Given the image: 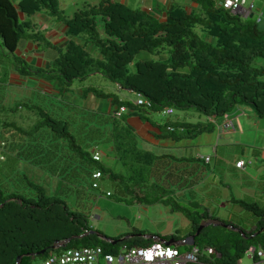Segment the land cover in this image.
<instances>
[{
	"label": "trees",
	"instance_id": "16d2710c",
	"mask_svg": "<svg viewBox=\"0 0 264 264\" xmlns=\"http://www.w3.org/2000/svg\"><path fill=\"white\" fill-rule=\"evenodd\" d=\"M192 2L195 5L190 9L171 2L161 18L116 0H99L70 16L62 13L58 0H0V48L14 53L20 39L38 41L42 34L29 16L46 11L64 22L65 45L58 48V55L47 68L31 69L20 58V66L16 67L23 75L39 72L57 80L60 94L68 91L75 80L100 75L118 90L140 93L148 104L138 106L114 91H103L91 84L85 88L86 93L110 98L116 107L140 108L145 116L176 108L193 109L210 118L223 115L236 105L250 106L264 116V25L255 16L235 14L213 0ZM42 41L46 39L43 37ZM140 53L152 57L137 58ZM57 107L54 103L44 107L30 98L28 103L10 108L20 111L18 118L26 114L30 126L0 119V264H15L17 256H23L19 264H34L35 256L24 255L50 249L56 241L72 236L63 248L101 246L105 252L113 253L122 244L142 247L154 242L140 236L111 245L95 234L77 237L92 230L86 216L69 207L63 198L48 195L26 175H20L16 171L19 160H29L54 174L94 167L101 179L119 182L130 203H162L171 211L183 213L191 226L187 236L202 222L221 221L196 200L187 201L186 205L175 200L170 180L180 184V168L174 167L172 156L139 147L124 115L115 118L113 111L92 112L69 102H65V107ZM210 121H167L166 125L171 124L173 130L166 127V132L174 138L193 135L209 129ZM179 128L183 131L178 132ZM86 129L90 130L84 132ZM97 138L111 143L116 163H120L118 168L100 164L88 151L96 145L93 141ZM70 176L76 179L77 173ZM235 201L256 210L258 220L254 227L245 230L222 221L241 229L243 236L230 227L208 225L192 245L183 242V248L178 247L181 252L197 250V261L187 264H238L249 246L264 243V229L250 237L264 228V210L240 199ZM158 236L178 239L175 235ZM120 237L123 236L113 239ZM207 248L214 253H208ZM47 255L46 250L38 256L44 259Z\"/></svg>",
	"mask_w": 264,
	"mask_h": 264
},
{
	"label": "rangeland",
	"instance_id": "374dc122",
	"mask_svg": "<svg viewBox=\"0 0 264 264\" xmlns=\"http://www.w3.org/2000/svg\"><path fill=\"white\" fill-rule=\"evenodd\" d=\"M84 1L91 2L92 0H76L75 2L72 0H58L60 8L63 9L66 15L72 14L75 7L81 6ZM213 1L216 4L219 3V0ZM246 1L247 3L245 4V7H248L250 2H254L253 11L257 13V6H259L260 0ZM260 25L263 26L264 24L261 23ZM42 47L43 45L40 46V51L43 50ZM52 52L54 54L56 53L53 50ZM136 57H152V55L149 53H140ZM19 62L20 61L18 59H13V53L9 52L4 47L0 48V119L15 120L20 125L30 126L31 122H28L25 119L27 115L23 114L21 118H18L17 116H19L18 113L20 111L18 110V112H14L10 110L11 106L18 103H28V99L31 98L32 102L46 107L48 106V103H50V99L47 101L48 98L46 99V95H43L42 93L39 94L40 92H33L30 94L28 86L24 85L18 78H15V76L12 75L13 73L11 74V71L15 70V65L20 66ZM27 67L37 69L38 65L28 64ZM38 73L39 72H37V74ZM35 76H37V81H39L40 76ZM87 78L83 81L75 80L71 88L76 90L77 86L82 87V83L84 86L91 84L103 91H114L123 99L134 101L136 98V94L134 92L130 90H118L110 80L100 75H92ZM21 79H24L27 82V78ZM42 79L49 83V85L54 83L57 84V82L53 79ZM58 94L57 96L61 99L62 94ZM106 99L107 98L104 99V110H107ZM54 102L55 101H53V103ZM140 110L141 109L139 108L138 111ZM22 111L26 112L25 107H23ZM146 114L151 117V119H154L159 123L166 122L167 120H178L188 123L206 122L209 120V117L205 114L199 113L193 109L183 110L175 108L171 114L163 111ZM224 115L225 114L215 117L213 116V124L216 127H219V124L223 122ZM87 130L90 129H86L84 132ZM263 133V130L257 131L250 129L244 132L243 138L248 144L254 145L258 149L260 147H264L262 145L264 142ZM200 137L202 136L197 135L192 138ZM93 142L96 145L88 148V151L91 152L92 148H95L98 151L100 156L99 163L112 168H118L120 163H118V165L116 163L117 160L113 156L111 143L106 140L103 141L99 138ZM136 144L139 147H141V145L146 146V144L140 139H136ZM154 146L155 145H151V147ZM156 149L157 148H155V151H157ZM158 151L159 152L157 153H161L164 150L163 148H160ZM233 153L235 154L233 150H230L225 151V155L221 154L224 161L222 162L223 164L221 165L219 176L214 178V182L217 183V186L214 185V187L219 189L218 192L216 191L206 194V192H204L206 191L204 188L205 186H203L205 183L202 182L198 183L196 187L184 189L183 179L180 181V184L178 183L173 185L172 189L174 188V198L176 201L186 205L187 201L196 200L208 207L210 212L217 215L221 221L230 222L233 225L241 227L245 230H250L254 227L258 220V214L255 212L256 210L246 209L233 199H240L248 204L256 205L259 210L263 211L264 170H256L252 166L247 167L246 164L244 166L245 168H240L245 169L243 173L236 170L233 164L234 160H231ZM208 154L212 155L213 152L209 151ZM245 157H251L255 165L260 164L259 156L256 158L255 156H249L246 154ZM18 162L16 171L20 175H26L35 183L40 184L48 195H57L63 198L69 207L79 209L86 216L87 223L92 230L105 234L110 238L118 235V232L116 231L117 229L126 230L129 228V230L134 229L138 232L143 231L144 234L147 235H175L178 237L177 240L180 241L181 238L183 236H187L188 232L191 230L189 219L179 211H171L165 204L130 203L129 195L126 194L122 185L117 181H112L108 178H100L98 179L100 183L99 187H92L94 179L91 178V174L97 170L94 169V167L87 168L86 170L88 172L86 170L69 171L67 169V171L54 174L52 171L40 168L38 165L30 162L29 160H19ZM229 163H231V166ZM75 172L77 173V178L73 179L70 175L76 174ZM67 177L70 179H67ZM207 189L211 190L210 192L213 190L210 185H208ZM106 192H109V195H106ZM178 247L182 249L183 244L178 245ZM62 248L63 247H59L57 249H47V254L61 251ZM201 251L203 253L206 252L204 247H201ZM40 261V256L35 255V257H33L34 264ZM238 264H252V259L248 257L247 254H244L238 260Z\"/></svg>",
	"mask_w": 264,
	"mask_h": 264
},
{
	"label": "crops",
	"instance_id": "0c3cea01",
	"mask_svg": "<svg viewBox=\"0 0 264 264\" xmlns=\"http://www.w3.org/2000/svg\"><path fill=\"white\" fill-rule=\"evenodd\" d=\"M18 1L19 0H16V2ZM72 1L75 2L76 0ZM116 1L123 2L131 6L132 8L144 10L150 13L151 15L161 18L164 17L167 7L170 5L171 2H178L184 4L189 9L191 6L195 5L192 0ZM98 2L99 0H92L91 2L84 1L81 6L75 7V9L72 11V14L80 8H84L89 4H96ZM246 3L247 1L245 2V4ZM245 4L242 5L240 9H238L239 13L242 14L244 17L248 15H252V17L255 16L256 21L257 18H259V21L257 22L264 24V0H260L259 6H257V13L253 11V1L250 2L248 7H245ZM61 10L63 11L62 8ZM62 13L65 14L64 11ZM20 15L23 16V14ZM29 19L35 24L36 29L40 31L42 36L39 38L40 40L38 39V41L33 40V38L20 39L17 50L13 53V59L16 60L17 58H20L28 64H37L38 67L46 66L47 68L49 63L58 55V48H62L65 45L64 43L67 41V37L65 36L66 26L64 22H62L60 19H56L51 14H48L46 11H39L37 13H34L29 16ZM43 37L44 39H46L45 42L42 41ZM79 40L82 39L79 38ZM48 42L50 44H48ZM41 45H43V50L40 51L39 48ZM52 50L56 53L54 54ZM91 51L95 53L94 49L92 48ZM11 74L14 75L15 78H18L20 81H22L24 85L28 86L30 94L33 92H40L39 94L42 93L43 95H46V99L48 98L47 101L50 99L51 104H53V101H55L54 105L56 109H58L57 106L65 107V102H69L70 105L75 106L77 108H83L92 112H103L111 114L114 108L116 107V105L112 103L111 99L108 98L106 99L107 110H104V99H99L95 97L92 93H86L85 88L87 86H84L83 83L81 85L82 87L77 86L76 90L70 88L67 92L63 93L64 95L62 94V98L59 99V97L57 96V94L59 93V84L57 80L55 81L57 82L58 86L56 83L49 85V83L44 81V79L42 78H51L46 77L42 73L37 74L33 72H28V74L26 73L23 75L21 69H18L16 65L15 70H12ZM35 75L40 76L39 81H37V76ZM21 78H27V82L26 80ZM123 115L125 116V123L133 131L135 139H140L146 144V146L141 145L142 149L149 150L157 155L172 156L171 158L174 162V167L180 168L181 170H179L177 175L178 180H181L183 178L184 189L196 187L198 183L202 182L205 183L203 186H205L204 188L206 189V191L204 192H206V194L213 193L216 191L218 192L219 189L214 187V185L217 186V183L214 182V178L219 176V171H221V165L224 161L221 157V154L225 155V151L233 150V152H235V154L233 153L232 157L234 159L231 158V160H234V168L242 173L245 171V169H240L235 165L236 162L239 160H245V164L247 167L252 166L256 170H264V147H260L257 149L256 146L248 144L247 141H245V139L243 138L244 132L246 130L251 129L257 131H264V116H260L255 113V111L250 106L236 105L231 111L225 113L224 120L222 123L219 124V127H216L213 124V118V120L211 121L207 120L211 123L209 129L201 131L197 134L183 136L180 138H174L171 134L166 132V127L171 124L166 125L165 122L159 123L156 120L151 119V117L143 115V113H141V111H138L137 109L128 108V111ZM167 121L170 122V120ZM171 121L182 122L178 120ZM226 122L229 123V127L227 128H225L223 125ZM181 131H183V129L179 128L178 132ZM197 135H200L202 137L192 138ZM151 145L155 146L151 147ZM262 145L264 146V142L262 143ZM155 148H157V151H155ZM158 148H163L164 151H162L161 153H157L159 152ZM209 151H212L213 154H208ZM246 154H248L249 156H255L256 158L257 156H259L260 164L255 165L251 157H245ZM240 156H243L245 158ZM206 157H209V159L206 160ZM229 165L231 166V163H229ZM97 182L98 185H100L99 180ZM170 182L173 185L177 184L175 182V179L170 180ZM208 185H210L214 191L212 190V192H210L211 190L207 189ZM133 230H129V228L126 230L117 229L116 231L118 232V235L116 236H125L127 234H130ZM116 236L111 238H115ZM178 245L180 244L172 246L178 247Z\"/></svg>",
	"mask_w": 264,
	"mask_h": 264
},
{
	"label": "built area",
	"instance_id": "2783aa9c",
	"mask_svg": "<svg viewBox=\"0 0 264 264\" xmlns=\"http://www.w3.org/2000/svg\"><path fill=\"white\" fill-rule=\"evenodd\" d=\"M245 2V0H219V4L223 8L232 12L240 9ZM257 21H259V18H257ZM133 103L140 106L147 105L148 101L140 93H136ZM127 111V106L116 107L113 110V116L120 118ZM172 111L171 108L163 110L168 114ZM209 120H213V117H210ZM223 125L225 128L229 127L227 122ZM167 129L172 131L173 126L168 125ZM91 153L93 158L99 161L98 151L93 149ZM208 159L209 157H206V160ZM235 165L244 168L245 162L239 160ZM91 178L94 179L92 186L97 188L99 186L97 181L101 178L100 172L98 170L94 171ZM106 195H109V192H106ZM153 241L152 244L142 247L122 244L113 253L105 252L101 246L62 248L61 251L49 253L37 264H187L197 261V250L195 248L187 252H181L177 246L167 244L166 239L156 236ZM207 251L211 254L214 253L211 248H207ZM245 254L252 259V264H264V243L249 246Z\"/></svg>",
	"mask_w": 264,
	"mask_h": 264
},
{
	"label": "water",
	"instance_id": "95a60500",
	"mask_svg": "<svg viewBox=\"0 0 264 264\" xmlns=\"http://www.w3.org/2000/svg\"><path fill=\"white\" fill-rule=\"evenodd\" d=\"M233 13L239 14V11L237 10V11H234ZM250 17H252V15H250ZM210 224H218V225H222V226H225V227H230V228L242 233L241 229H239L237 227H233L231 224H224L221 221L212 222V221L209 220V221H205V222L200 223L199 226L197 227L196 231L193 234L188 235L185 239L178 241V240H175L174 238H172V239H168L166 241V243L167 244H172V245H177V244H181V242H185L188 245H192L194 243L195 237L198 236L199 233L205 227H207ZM263 229L264 228L261 227L258 231H256L253 234H251L250 237L256 236L258 233L262 232ZM86 234H95L98 238L108 242L111 245H115L117 243L123 242L124 240H128V239L133 238V237L143 236L145 238H152V239L154 237H156L155 235H147V234H142V233H135V234H127V235H125L123 237H120V238H117V239H113V238H110L107 235L99 233L98 231H95V230H89L87 233L81 234V235H79L77 237H82V236H84ZM242 235L245 236L243 233H242ZM73 238H74V236H72L70 238H67V239H64V240L56 241L53 245L50 246V249H57L59 247H65L67 245V243H69L71 241V239H73ZM46 250H47V248H43V249H41V250H39L37 252L27 253L24 256H35V255L38 256V255L43 254ZM22 257L23 256H17L15 264H19V262L21 261Z\"/></svg>",
	"mask_w": 264,
	"mask_h": 264
},
{
	"label": "clouds",
	"instance_id": "9594fccd",
	"mask_svg": "<svg viewBox=\"0 0 264 264\" xmlns=\"http://www.w3.org/2000/svg\"><path fill=\"white\" fill-rule=\"evenodd\" d=\"M159 237V236H158ZM161 238V237H160ZM181 244H182V242H181Z\"/></svg>",
	"mask_w": 264,
	"mask_h": 264
},
{
	"label": "bare ground",
	"instance_id": "6f19581e",
	"mask_svg": "<svg viewBox=\"0 0 264 264\" xmlns=\"http://www.w3.org/2000/svg\"><path fill=\"white\" fill-rule=\"evenodd\" d=\"M37 264V263H36Z\"/></svg>",
	"mask_w": 264,
	"mask_h": 264
}]
</instances>
